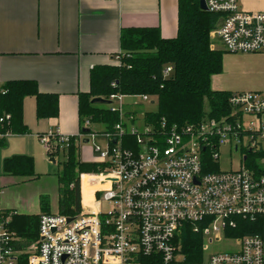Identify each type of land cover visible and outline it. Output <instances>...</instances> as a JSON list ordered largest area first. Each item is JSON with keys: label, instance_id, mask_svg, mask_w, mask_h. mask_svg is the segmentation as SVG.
Instances as JSON below:
<instances>
[{"label": "built area", "instance_id": "2783aa9c", "mask_svg": "<svg viewBox=\"0 0 264 264\" xmlns=\"http://www.w3.org/2000/svg\"><path fill=\"white\" fill-rule=\"evenodd\" d=\"M204 3L207 12L220 17L210 37L224 52L264 54V11H243L238 0ZM121 57L116 54L113 62L120 65ZM170 72L164 69L163 77ZM126 98L112 94L105 99L119 119L110 130H93L85 119L81 130L87 134L69 136L55 129L38 137L55 161L71 140L100 135L104 146L92 149L103 169L85 174L92 178L86 205L80 176L78 214H41L36 240L26 245L11 229L16 213L0 209V264H186L180 252L184 228L202 236L201 250L205 239L209 245H234L229 252L211 254L207 264H264V92H230L222 117L184 126L163 120L153 125L143 117L139 124L125 109ZM221 149L239 154V166L208 172L218 167ZM237 219L257 223L259 233L229 236Z\"/></svg>", "mask_w": 264, "mask_h": 264}, {"label": "trees", "instance_id": "16d2710c", "mask_svg": "<svg viewBox=\"0 0 264 264\" xmlns=\"http://www.w3.org/2000/svg\"><path fill=\"white\" fill-rule=\"evenodd\" d=\"M220 17L199 9V0H177V33L174 38L164 39L157 28L121 29L119 35L120 65L94 67L89 74V91L78 95L79 123L88 119L92 125L110 130L118 123V115L110 113L105 105H93L94 98L107 99L112 94L124 96L147 95L156 100V111L143 114L146 123L160 125L163 120L169 126L198 124L205 118L218 119L226 114L229 92L213 91L211 80L222 72L224 51L212 48L211 31ZM167 67L171 72L163 77ZM115 84L112 87L111 84ZM32 96L36 102V118H57L58 97L42 94L33 81H10L0 85V149L8 135H24L28 132L23 124L22 102ZM82 132V130H80ZM78 142L71 140L61 171L56 174L58 185V215L72 217L80 212V182L83 204L90 199L92 188L89 175L98 174L103 166L79 160ZM124 147H128L124 144ZM60 152L55 154L58 157ZM57 163V162H56ZM210 164V163H209ZM217 167L207 169L217 171ZM4 176L36 177L31 157L16 155L0 162ZM38 215L14 214L11 229L23 240V245L36 240L39 216L51 214L48 201L39 200ZM7 211V210H5ZM237 228L228 232L234 238L258 234L257 223L237 219ZM181 254L186 264L202 262L201 235L188 229L182 230Z\"/></svg>", "mask_w": 264, "mask_h": 264}, {"label": "crops", "instance_id": "0c3cea01", "mask_svg": "<svg viewBox=\"0 0 264 264\" xmlns=\"http://www.w3.org/2000/svg\"><path fill=\"white\" fill-rule=\"evenodd\" d=\"M238 4L243 11H264V0H238ZM128 28H157L162 38H174L177 0H0V85L33 81L40 93L58 97L59 109L57 118L37 119L35 98L26 96L22 112L28 132L5 138L0 162L23 155L37 163L45 158L40 135L55 129L63 135L79 133L78 95L89 91V74L94 67L114 64L113 58L120 52V31ZM48 162L56 164V160ZM34 172L36 177L32 178L0 173V209L16 213L3 199L12 187L16 191L34 188L38 211L42 196L51 198L50 208H56V174L40 176L36 167Z\"/></svg>", "mask_w": 264, "mask_h": 264}, {"label": "rangeland", "instance_id": "374dc122", "mask_svg": "<svg viewBox=\"0 0 264 264\" xmlns=\"http://www.w3.org/2000/svg\"><path fill=\"white\" fill-rule=\"evenodd\" d=\"M211 44L214 49L218 51H223L222 46L211 38ZM211 89L220 90L226 92H253L261 91L264 92V57H256L251 54H231L224 52L222 58V72L220 75L213 76L211 80ZM128 106H125L126 110L132 112L136 118V122L140 124L142 121L143 114L146 112L156 111L157 105L155 98H150L147 102H142L140 99L128 97L125 100ZM137 102V105H132V103ZM82 125H80V129ZM93 130H102V127H96L93 125ZM78 146H80L79 159L81 161L93 160V162H98V155L93 152V147L95 145L104 146V139L98 135L93 139H89V143L85 144L82 140L78 141ZM86 151H85V150ZM84 150V151H83ZM44 151V149H43ZM45 153V158L39 160L36 163L34 161V167L41 173L40 176H50L61 171V164L64 161V154L59 153L56 157V164H48V157ZM239 154L229 152L226 149L220 150V157L218 160L219 170L225 171L228 169L236 170L239 166ZM84 174H81L82 176ZM79 176V182H80ZM57 181V178H56ZM14 187L7 190L4 194L3 199L8 203L12 204L16 208V213L21 215H38L40 209H37V200L35 196V189L32 187H21L18 191L13 189ZM1 195V194H0ZM45 201H48L49 212L57 213L56 208L51 209L50 203L51 198L48 196H42ZM40 198V199H41ZM21 200H23L21 202ZM57 203H58V185H57ZM2 204V201H1ZM26 204V205H24ZM83 205H86L85 203ZM1 208V207H0ZM11 211V210H10ZM14 212V211H11ZM22 239V238H21ZM234 245L232 243H223L209 245L208 240H204L203 250H202V262L200 264H207V259L213 253L229 252Z\"/></svg>", "mask_w": 264, "mask_h": 264}, {"label": "water", "instance_id": "95a60500", "mask_svg": "<svg viewBox=\"0 0 264 264\" xmlns=\"http://www.w3.org/2000/svg\"><path fill=\"white\" fill-rule=\"evenodd\" d=\"M199 9H200L201 11L207 12V9H206V6H205V3H204V0H199ZM90 102H91V104H93V105H107V104L109 103L108 100H105V99H103V98H94V99H92ZM82 133L87 134V133H88V130H87V129H83V130H82ZM83 142L86 143V144L89 143L88 139H84ZM50 161H51L52 163L54 162L53 159H50Z\"/></svg>", "mask_w": 264, "mask_h": 264}]
</instances>
